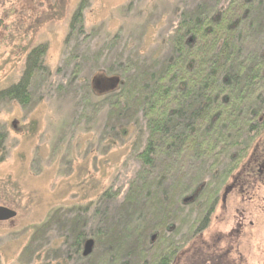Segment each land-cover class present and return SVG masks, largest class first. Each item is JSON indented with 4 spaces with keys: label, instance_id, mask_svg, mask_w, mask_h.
Masks as SVG:
<instances>
[{
    "label": "trees",
    "instance_id": "1",
    "mask_svg": "<svg viewBox=\"0 0 264 264\" xmlns=\"http://www.w3.org/2000/svg\"><path fill=\"white\" fill-rule=\"evenodd\" d=\"M83 10L80 2L70 32ZM177 19L164 58L145 60L135 52L116 71L111 66L113 76L94 79L98 93L88 84L81 88L107 137L117 134L122 144L134 138L128 148L140 169L121 204L111 214L91 204L69 220L52 216L31 232L21 254L26 264H170L207 228L231 174L252 153L256 159L248 164L261 162L264 0H204ZM76 32L83 33L81 25ZM45 46L27 49L20 79L0 90V105L30 103L33 78L47 73ZM4 142L0 133V161ZM114 196L103 193L96 203ZM52 224L63 236L58 249L46 238Z\"/></svg>",
    "mask_w": 264,
    "mask_h": 264
},
{
    "label": "rangeland",
    "instance_id": "2",
    "mask_svg": "<svg viewBox=\"0 0 264 264\" xmlns=\"http://www.w3.org/2000/svg\"><path fill=\"white\" fill-rule=\"evenodd\" d=\"M203 1L0 0V90L20 79L27 49L47 47V73L33 78L30 103L0 105V133L5 135L0 209L12 213L0 218V264H26L21 254L31 232L54 215L58 221L63 216L69 220L91 204L111 214L121 204L140 169L136 153L128 148L134 138L122 144L117 134L107 137L102 120L96 118L99 113L90 114L93 102L81 99V88L88 84L96 91L94 79L112 75L111 66L116 71L118 63L133 59L135 52L145 60L164 58L178 15ZM80 2L84 10L75 30L81 25V34L69 29ZM251 192L262 198L258 187ZM103 193L115 198L97 204ZM252 206L264 209L259 201ZM90 216L91 210L89 221ZM251 220L252 226L238 236L219 215L203 236L187 243L175 264H261L264 212ZM49 227L46 238L58 249L63 236L54 224ZM89 227L88 222L86 232ZM228 238L237 245L235 260L225 248Z\"/></svg>",
    "mask_w": 264,
    "mask_h": 264
},
{
    "label": "flooded vegetation",
    "instance_id": "3",
    "mask_svg": "<svg viewBox=\"0 0 264 264\" xmlns=\"http://www.w3.org/2000/svg\"><path fill=\"white\" fill-rule=\"evenodd\" d=\"M256 156V153H252L248 159L247 165L242 167L236 176L232 178L233 183L230 185L231 187L228 189L225 198H221L216 206V212L213 214L207 228L210 227L213 219H216L220 215L221 220H223L222 222H227V224L231 223L228 224L227 227L230 230L235 231L239 236V234L243 233V231L248 229L249 226H252L253 221L251 219H253L259 211L261 213L264 212V209H261V206L258 207V209L253 208L252 206L254 202L257 203L258 201L261 205H264V159L260 160L261 162H259V165L248 164L249 162L254 161ZM257 187L262 191V198L259 200L254 198L252 195L253 192H251ZM217 212H219V214H216ZM207 228L198 232L194 236V239L198 240L203 236L208 230ZM225 243L226 251L228 250L227 253L231 254L235 260L237 252V249L235 248L237 245L234 242H231L229 238ZM184 248H186V246L176 254L170 264H175ZM259 261L261 264H264V260L259 259Z\"/></svg>",
    "mask_w": 264,
    "mask_h": 264
},
{
    "label": "water",
    "instance_id": "4",
    "mask_svg": "<svg viewBox=\"0 0 264 264\" xmlns=\"http://www.w3.org/2000/svg\"><path fill=\"white\" fill-rule=\"evenodd\" d=\"M191 199L187 200L190 201ZM12 215L11 211H8L7 209H0V218H9ZM90 248H91V242H87L86 246H85V255L88 254L90 252Z\"/></svg>",
    "mask_w": 264,
    "mask_h": 264
}]
</instances>
